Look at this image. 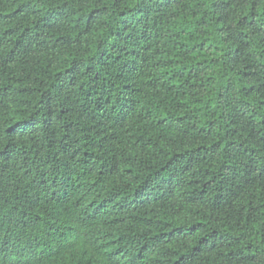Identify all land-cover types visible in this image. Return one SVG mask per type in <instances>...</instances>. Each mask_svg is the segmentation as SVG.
I'll return each instance as SVG.
<instances>
[{"label": "trees", "instance_id": "obj_1", "mask_svg": "<svg viewBox=\"0 0 264 264\" xmlns=\"http://www.w3.org/2000/svg\"><path fill=\"white\" fill-rule=\"evenodd\" d=\"M0 264H264V0H0Z\"/></svg>", "mask_w": 264, "mask_h": 264}]
</instances>
